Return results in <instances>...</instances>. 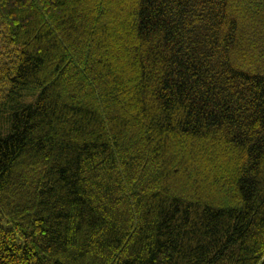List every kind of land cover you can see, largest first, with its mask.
Listing matches in <instances>:
<instances>
[{
    "label": "trees",
    "instance_id": "obj_1",
    "mask_svg": "<svg viewBox=\"0 0 264 264\" xmlns=\"http://www.w3.org/2000/svg\"><path fill=\"white\" fill-rule=\"evenodd\" d=\"M0 264H264V0H0Z\"/></svg>",
    "mask_w": 264,
    "mask_h": 264
}]
</instances>
